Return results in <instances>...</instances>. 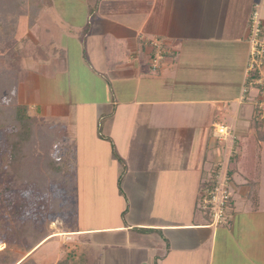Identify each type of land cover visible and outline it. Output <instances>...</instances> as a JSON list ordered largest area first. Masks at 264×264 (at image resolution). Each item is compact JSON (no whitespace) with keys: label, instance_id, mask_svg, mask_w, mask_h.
<instances>
[{"label":"crops","instance_id":"obj_1","mask_svg":"<svg viewBox=\"0 0 264 264\" xmlns=\"http://www.w3.org/2000/svg\"><path fill=\"white\" fill-rule=\"evenodd\" d=\"M96 1L86 36L63 46L42 43L41 19L28 26L38 52L22 70L65 93L29 95L27 106L72 146L58 170L72 174V230L85 252L98 264H264L262 166L256 203L241 176L232 181L228 224L212 225L199 205L253 129L257 91L241 97L250 17L259 12L264 38V0ZM216 125L231 129L227 144Z\"/></svg>","mask_w":264,"mask_h":264},{"label":"trees","instance_id":"obj_2","mask_svg":"<svg viewBox=\"0 0 264 264\" xmlns=\"http://www.w3.org/2000/svg\"><path fill=\"white\" fill-rule=\"evenodd\" d=\"M50 2L51 0H0V178L1 176L5 180L13 178L10 174L13 172L21 184L31 183L42 191L48 182L52 181V174L60 175L61 168L59 171L58 166L63 159L60 160L59 156L67 154L72 146L63 143L65 138L63 139L64 136L54 124L44 127L36 125V118L29 114L28 107L16 104L19 70L9 66L16 61L21 51L16 38L20 19L27 18L28 26L32 28L51 7ZM262 126L258 115L255 114L249 137L234 144L243 148L244 153L242 155L236 153L230 158L229 176L233 181L236 176H241L246 181L249 186L248 198L253 199V203L258 200L260 187L264 146ZM13 144H16V147L12 146L13 149L12 147L10 149V145ZM10 161H14L13 164H8ZM3 200L4 203L0 199V210L3 214L0 220V237H4L5 234L6 238L2 243H5L6 247L0 252V264L31 263L32 254L21 261L16 254H9L8 248L12 245L9 239L16 240L20 236L30 244H27L29 248L23 249L31 253L47 243L52 234L48 228L42 233L33 230L34 232L30 234L31 223L19 228L21 223L15 220L17 209L11 207L15 206L14 203L12 200ZM232 203L233 198L229 209ZM75 253L73 251L66 254L59 264H68L66 257L73 258L76 256ZM83 255L87 257V254L81 253L79 258Z\"/></svg>","mask_w":264,"mask_h":264},{"label":"rangeland","instance_id":"obj_3","mask_svg":"<svg viewBox=\"0 0 264 264\" xmlns=\"http://www.w3.org/2000/svg\"><path fill=\"white\" fill-rule=\"evenodd\" d=\"M50 4H52L51 8L46 11L39 22V25L42 27V29L46 28L50 30V33L47 34L43 32L42 43H46L50 39H53L55 41V47H59L61 45L63 46L68 39L67 37L73 33L79 36L82 34L83 38V35L88 31V28L85 26L87 24V18L93 16L97 1L51 0ZM27 27V18H21L16 35L21 51L20 54H18L16 61L14 63H11L9 67L19 70L18 86L16 88V104L25 106L28 105L30 107L32 106V104H28L29 95L32 101H34L35 103H41L43 93L44 98L49 97L50 99H56L58 98L57 96L60 95V93H62L60 97L65 95V93H63L61 90L58 91V93L56 92L55 86H57V79H55V82H53L51 79H45L43 81L41 77L39 78L40 73L35 69V67L31 68V70L34 71L33 75L30 74L31 70H28L25 76L23 75V68H27L26 66H24L25 57L31 54L34 55L36 54V52H38L37 50L35 51V48H33L31 41H29V39L27 38L28 31L30 30L27 29ZM57 77L58 74L56 73L55 78ZM58 79H60V81L62 80V78L59 77ZM33 82L34 89H32L31 91V89L27 86H30ZM42 82L45 88H42ZM29 111L30 110L28 108V112ZM35 124L42 127L47 126V123H45L42 119H36ZM262 131L264 134V126H262ZM1 143L3 144V142ZM15 145H10V149L12 146L15 148ZM71 155L72 154H70V157ZM230 157H232V154L230 155ZM71 159L73 160V158ZM13 162L14 161H10L8 164H13ZM261 165L263 171L261 183V202L264 205V149L262 150ZM227 168L228 170L230 169V161ZM10 174L13 178L10 177L7 178V180H5L2 176L0 178V199H2L3 203V199L8 201L12 200V203H14V205L16 206L11 207L17 209V217L15 218V220L21 223L19 228H22V225L26 227V223H31V226L29 228L30 234L34 232L33 230H35V232L42 233L45 228H48V230L52 234V238L47 243L40 246L38 249L33 250L31 253L25 251L26 248H29L27 247V244L29 243L25 240H22L20 236L17 237L16 240L14 238H10L9 241L12 245L8 248L9 254H16L17 258L20 259V261L22 259H26L27 256L32 254L30 259H32V262H35V264H59L61 260L66 256V254H70L71 252L75 251V257H66V259L68 260V264L95 263L97 260L92 255L88 254L90 253L89 251L88 253L87 251L85 252L84 247H82L81 241L76 237L74 231L72 230V228L76 226L74 205L75 190L73 188V185L70 183L72 174H52V181L48 182L47 186H45L44 191L36 188L31 183L23 182L21 184L13 172H10ZM65 178L66 181H64ZM66 182L70 184H67ZM93 192L94 191L90 190L84 191L83 194H85L84 196H87V201H89V195L93 194ZM234 192L235 191L233 189V193ZM238 192L239 191L237 190L235 193L238 195ZM200 203L201 200L199 199V205ZM2 218L3 214L0 210V220ZM5 238V234L4 237H0V252L3 251L6 247L5 243H2ZM23 247L25 248V250L23 249ZM87 249L89 250V248ZM98 251L99 253L102 252L101 249H98ZM80 252L83 254L87 253V257L83 255V257L81 256L82 259H80Z\"/></svg>","mask_w":264,"mask_h":264},{"label":"built area","instance_id":"obj_4","mask_svg":"<svg viewBox=\"0 0 264 264\" xmlns=\"http://www.w3.org/2000/svg\"><path fill=\"white\" fill-rule=\"evenodd\" d=\"M249 55L245 69V85L242 90L241 100H245L250 90L255 89L257 96L254 101L255 113L264 126V38L263 20L259 12L252 13L249 22ZM153 44L159 47L160 43ZM160 55L155 56L154 68H159ZM214 136L217 140L227 144L231 138V129L227 126L216 125ZM236 153H233L234 155ZM228 163H219L216 174L212 179V186L203 190L200 195L201 207L212 220V225L221 227L229 222V204L233 198L232 179L229 176Z\"/></svg>","mask_w":264,"mask_h":264}]
</instances>
